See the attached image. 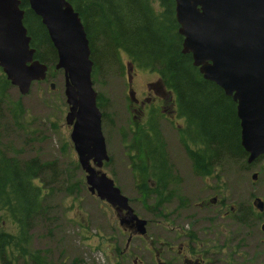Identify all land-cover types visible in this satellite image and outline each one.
<instances>
[{
  "label": "water",
  "instance_id": "1",
  "mask_svg": "<svg viewBox=\"0 0 264 264\" xmlns=\"http://www.w3.org/2000/svg\"><path fill=\"white\" fill-rule=\"evenodd\" d=\"M21 2L39 18L56 52L54 69L63 74L69 106L65 121L72 126L70 139L86 173L88 192L136 219L113 181L90 166L92 160L100 168L109 158L92 88L88 40L67 0H0V69L22 96L48 75L47 66L35 59L30 46ZM174 14L183 39L182 54L191 55L202 78L235 103L240 145L247 154V165L253 164L264 155V0H174ZM256 179L253 174L251 180ZM253 206L263 211L260 199ZM136 220L139 234L144 235L145 222ZM260 229L264 233V224Z\"/></svg>",
  "mask_w": 264,
  "mask_h": 264
},
{
  "label": "rangeland",
  "instance_id": "2",
  "mask_svg": "<svg viewBox=\"0 0 264 264\" xmlns=\"http://www.w3.org/2000/svg\"><path fill=\"white\" fill-rule=\"evenodd\" d=\"M102 43L101 39L96 42L99 54L104 56L99 58L100 68L92 77L93 90L96 95L100 94L106 100L101 113L104 112L107 116L102 120L107 154L110 159L124 161L128 156V150L121 143V137L128 131V126L142 127L141 120L133 121L135 114L130 108V93L134 92L133 97L140 100L149 94L147 84H155L158 77L156 73L144 70L142 77L134 75L128 81L126 55L121 53L117 61H114L105 48L101 49ZM52 73L48 81L33 83L25 96L16 88L8 87L5 91L7 106L12 110L13 104L19 101L22 109L17 123L12 116L13 111L0 117V154L16 162L18 160L25 163L37 159L40 163L56 166L55 180L43 175V180L37 182L43 191L52 188L55 192L46 196L51 218L45 223L40 221L34 224L29 249L32 252H48L49 256H45L52 264L62 260L65 264H131L134 257L128 262L116 260L118 251L124 248L126 237L120 235L117 219L114 213L107 209L105 203L89 195L86 186L80 187L78 193L69 196L63 191L56 190L65 186L69 170L76 177H80L81 172L78 169H70L72 159L76 160V155L70 141L71 128L65 122L69 107L66 104L63 74L55 69ZM50 84H53V90L50 89ZM155 121L165 143L163 151L165 159H170L176 164L188 165L187 154L179 142V129L182 128L183 121L169 122L160 113L157 114ZM127 146L129 147V142ZM119 171L124 175V180L117 177V185L120 189L123 187L128 190L131 184L129 173L126 167H119ZM252 174H257L256 181L251 180ZM107 176L110 177V174ZM50 181L54 183L51 185ZM196 183L201 185L200 181L196 180ZM221 185V182H216L213 186ZM223 185L229 207L235 209V217L238 212L246 213L249 206L252 213L248 216L246 225L236 220H228L218 227L213 226L212 229L225 228L226 237L230 240L242 239L250 246L255 245L259 238L264 237L260 231V225L264 222V211L259 214L252 206L256 198L264 202V156L249 165L248 169L240 165L228 166ZM194 199V195L186 197V201ZM140 213L146 216L150 223L155 222L147 211L140 210ZM6 219L4 214H0L1 222H5L6 232L13 233L14 230ZM162 235L163 233L153 224L147 228V236ZM135 245L137 249L135 257L138 254H148ZM235 264H238V259Z\"/></svg>",
  "mask_w": 264,
  "mask_h": 264
},
{
  "label": "trees",
  "instance_id": "3",
  "mask_svg": "<svg viewBox=\"0 0 264 264\" xmlns=\"http://www.w3.org/2000/svg\"><path fill=\"white\" fill-rule=\"evenodd\" d=\"M67 1L84 26L93 63L92 77L100 68L99 58L104 56L96 48L97 40L101 39V49L105 48L112 60L117 61L118 51H123L132 66L157 73L164 87L177 96L180 113L186 118L185 138L181 137V143L188 159L194 161V169L202 167L198 160L218 159L228 166L249 168L245 162L246 153L240 145L234 102L216 85L205 81L198 69L193 67L191 56L181 52L182 38L177 33L174 0ZM20 9L24 11L23 23L31 38L30 46L35 50V59L49 68L48 75L51 76L56 52L47 32L27 3L21 2ZM8 87L10 83L1 73L0 117L13 111L12 116L17 123L22 108L19 101L13 104L12 110L7 106L5 91ZM97 103L102 110L106 100L99 94ZM106 117L102 113L103 120ZM125 142L123 137L122 143ZM128 142L134 145L136 151L132 150V146L127 148L130 158L165 159L164 142L158 131L148 135L142 128H137ZM51 166L37 159L16 162L0 154V211L11 225L16 226L15 233L6 232L1 237L0 255L5 256V264H17L18 257L22 259L21 264H46L42 252L30 251L31 236H28L27 227L35 220L45 223L51 218L46 196L53 195L55 191L52 188L43 191L37 184L40 179L43 180V175L56 179V166ZM79 183H66L56 190L69 196ZM239 216L238 222L246 225L244 214Z\"/></svg>",
  "mask_w": 264,
  "mask_h": 264
},
{
  "label": "flooded vegetation",
  "instance_id": "4",
  "mask_svg": "<svg viewBox=\"0 0 264 264\" xmlns=\"http://www.w3.org/2000/svg\"><path fill=\"white\" fill-rule=\"evenodd\" d=\"M131 72L133 76L139 75V78L143 75L139 68H134ZM157 77L155 84H147L149 94L140 100L136 99L137 102L130 105V108L135 114L133 121L141 120L144 126L142 129L148 135L158 131L162 138L155 121L158 113L169 122L177 120L183 121L184 124L186 118L180 113L177 96L164 87L159 75ZM130 127H133L130 129L132 136L135 126ZM179 130L182 132L184 127ZM90 162L99 174H110L118 188L117 177L124 180L119 167H126L131 184L128 190L119 188L120 193L127 199V205L136 219L145 222V234L141 235L138 232L140 224L136 219L130 218L126 210L118 212L108 206L107 209L114 213L117 219L120 235L126 237L124 248L118 251L116 260L128 262L134 257L131 264H235L238 259V264H264V237L250 246L246 240L236 241L227 238L225 228L212 229L213 226L218 227L228 220L239 219L238 216H234L235 209L229 207L225 196L223 182L228 173L225 161L198 160L197 163L202 167L197 170L193 168L195 164L191 160H188V165H181L170 159L126 158L124 161H116L109 158L100 168L96 167L97 161ZM84 177L82 171L81 176L77 177L79 187L74 189L71 195L79 192ZM196 180L200 181V186ZM216 182H221L222 185L213 186ZM49 183L52 185L54 181ZM188 195H194L195 199L186 201ZM140 210L151 214L155 222L150 223L146 216L141 215ZM251 213L252 211L244 213L246 224L247 216ZM239 214L243 213L238 212ZM36 222L37 220L27 227L28 236L32 235V228ZM150 224L163 235L147 236ZM4 226H6L4 221L0 220V241L6 234ZM9 226L15 233L16 226L14 224ZM51 232L52 230L49 231ZM135 244L139 246L138 249L142 248L148 254H138L135 257L134 253L137 251ZM2 250L4 252V248ZM42 253L49 256L48 252ZM18 258L16 263L21 264L22 259ZM5 262V256L0 255V264ZM46 264L52 263L46 258ZM55 264L65 263L62 260Z\"/></svg>",
  "mask_w": 264,
  "mask_h": 264
},
{
  "label": "bare ground",
  "instance_id": "5",
  "mask_svg": "<svg viewBox=\"0 0 264 264\" xmlns=\"http://www.w3.org/2000/svg\"><path fill=\"white\" fill-rule=\"evenodd\" d=\"M244 214V213H243ZM245 215V214H244ZM248 217V216H247Z\"/></svg>",
  "mask_w": 264,
  "mask_h": 264
}]
</instances>
